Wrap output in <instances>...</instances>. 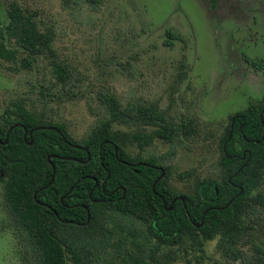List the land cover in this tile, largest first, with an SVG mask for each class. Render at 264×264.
<instances>
[{"label": "trees", "instance_id": "1", "mask_svg": "<svg viewBox=\"0 0 264 264\" xmlns=\"http://www.w3.org/2000/svg\"><path fill=\"white\" fill-rule=\"evenodd\" d=\"M86 1L96 7L97 0ZM53 41L54 32L42 31L34 13L9 3L0 19V61L24 70L32 58L45 57L55 80L76 96L71 67ZM250 63L264 68L262 59ZM98 102L104 118L80 141L19 102L0 118L3 200L27 261L159 264L163 248L203 253L209 242L226 262L243 260L240 246L252 217L264 218V105L231 116L216 177L196 178L191 190L178 192L168 164L193 134L192 123L178 126L155 104H122L110 93H100ZM156 140L169 146L165 155L141 154ZM255 250L264 259V251Z\"/></svg>", "mask_w": 264, "mask_h": 264}, {"label": "rangeland", "instance_id": "2", "mask_svg": "<svg viewBox=\"0 0 264 264\" xmlns=\"http://www.w3.org/2000/svg\"><path fill=\"white\" fill-rule=\"evenodd\" d=\"M12 1L34 13L42 31L54 32L53 47L71 67L76 96L55 80L45 57L32 58L24 70L0 61V118L19 102L80 141L104 118L100 93L122 104H155L176 125L190 121L194 129L168 164L170 185L178 192L191 190L196 178L216 177L231 116L264 105V68L248 64L264 60V0H97L95 8L86 0H0V19ZM168 150L156 140L141 154ZM123 247L138 253L129 243ZM256 247L264 251V218L258 214L240 246L243 260L226 262L209 242L203 253L189 246L163 248L158 261L263 264ZM27 260L0 184V264Z\"/></svg>", "mask_w": 264, "mask_h": 264}, {"label": "water", "instance_id": "3", "mask_svg": "<svg viewBox=\"0 0 264 264\" xmlns=\"http://www.w3.org/2000/svg\"><path fill=\"white\" fill-rule=\"evenodd\" d=\"M2 176H3V175L1 174V175H0V178H1ZM181 200H182V198H181ZM170 209H171V207L167 208V210H170Z\"/></svg>", "mask_w": 264, "mask_h": 264}, {"label": "flooded vegetation", "instance_id": "4", "mask_svg": "<svg viewBox=\"0 0 264 264\" xmlns=\"http://www.w3.org/2000/svg\"><path fill=\"white\" fill-rule=\"evenodd\" d=\"M248 63V62H247ZM250 66H251V64L250 63H248Z\"/></svg>", "mask_w": 264, "mask_h": 264}]
</instances>
